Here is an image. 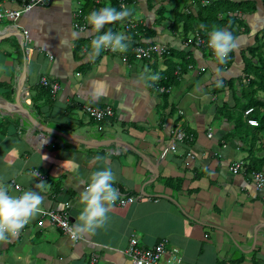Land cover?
I'll use <instances>...</instances> for the list:
<instances>
[{"label": "crops", "instance_id": "0c3cea01", "mask_svg": "<svg viewBox=\"0 0 264 264\" xmlns=\"http://www.w3.org/2000/svg\"><path fill=\"white\" fill-rule=\"evenodd\" d=\"M82 1L52 0L15 23H0V44L14 38L0 51V186L14 181L39 193L41 210L67 206L71 228L83 209L80 193L96 171L111 169L119 193L139 199L126 207L113 203L102 228L75 240L37 214L17 237L0 240V264H129L124 250L132 238L142 249L166 240L163 262L176 250L181 264H264V186L257 189L252 171L244 168L251 139H228L232 125L216 117L223 104L234 107L247 82V50L264 34L263 0H229L249 11L236 15L237 46L228 66L184 43L170 22L157 24L160 5L170 10L177 4L187 14L211 0H156L150 8L145 0L127 4L133 17L126 20L153 29L151 42L170 49L174 66H192L167 90L156 85L167 63L137 61L126 54L133 47L123 57L120 52L89 57L91 41L108 26L97 33L82 12L78 21L84 30H74ZM94 4L95 10L111 5ZM0 5L17 8L11 0ZM24 32L31 39L28 55L21 47ZM113 32L125 34L126 43L133 36L121 28ZM136 36L135 46L143 45ZM152 74L160 78L152 81ZM41 78L59 87L49 99L38 95ZM16 104L30 120L12 109ZM84 107H109L114 116L97 123ZM178 129L181 140L174 138ZM263 146L264 137L253 152L259 158ZM237 162L243 166L232 174L229 167ZM40 181L46 182L43 188Z\"/></svg>", "mask_w": 264, "mask_h": 264}, {"label": "trees", "instance_id": "16d2710c", "mask_svg": "<svg viewBox=\"0 0 264 264\" xmlns=\"http://www.w3.org/2000/svg\"><path fill=\"white\" fill-rule=\"evenodd\" d=\"M3 1L4 0H0V3H2ZM125 1L127 2V4H130L133 0ZM145 1H147V6L150 8L154 5V2L156 0ZM176 1L177 0H175V2ZM84 2L85 5L82 8V12L86 16L91 11L95 10L94 8H98V6L94 4V0H84ZM109 2L111 4L110 7H114L118 11L119 7L117 0H109ZM196 7L198 9L197 11L192 12L189 10L187 11V14H181L178 10L179 6L175 4L174 7L169 10L168 15H165L167 13L166 9L168 8L160 5L158 7L159 9L156 11V16L158 18L157 24L170 22V30L182 36L184 39V43H187L188 46H191L193 48L192 37L195 30L199 29L200 38L208 41V34L214 28H224L228 31L233 32V29L240 24V22L236 18L238 10L241 14L247 13L249 11V9H245V6H242V3L237 4L229 0H221L216 2H213L211 0L210 4H208L207 6L201 7L199 4H197ZM129 17L133 16L131 15ZM137 23H139V25H137V28L135 27L133 30H131V34L133 36L132 38L129 37V41L127 42L128 50H130L131 47L147 45L150 46V44H153L151 42L154 38L153 29L149 30L140 22ZM107 26L108 29L115 31L116 27L118 26V21L107 24ZM136 34H139L141 36L143 45L138 44L135 46L134 42L137 41ZM253 41L254 44L247 50V55L249 57H245L247 59L244 62L243 75L245 77L244 81L247 82L244 86H241L240 96H235L236 102L234 104V107L228 108L223 104L220 108H218L216 117L219 120L225 119L232 125L233 129L231 131V134L227 136L229 137L228 139H251V142L248 146V156L245 160L244 168L247 171L258 172L262 171L264 167V156L262 158H259L256 155L258 151H256L255 154L253 152L257 146V142H259V139L264 137V97L259 98V94L264 95V34L260 37L256 35ZM18 49L19 48L17 47V50ZM167 50L169 51V55L164 56L163 58L164 63H167V70L162 75V78L156 83V85L158 86H164V89L166 87V90L175 81V77L173 76V69L175 66L173 65L174 63L171 62L172 54L170 49L167 48ZM196 50L206 51L204 49ZM206 52L210 54L208 51ZM126 54H128V56H131L129 52H126ZM119 55L120 57L124 56V54L122 53ZM231 55L232 54L230 53L227 63L222 64L223 66L226 64L228 66L231 63ZM254 60L256 61V65L253 63ZM19 62H22V55H19ZM177 64L178 65L176 66H179L182 69V74L184 72L183 69H185V67L189 65L188 63L182 64L180 62H177ZM49 83H51V81ZM37 87L40 89L38 95H43L46 99H49V87H42L38 85ZM218 89H220V87L216 88L215 90L218 92ZM249 108L253 109V114L251 117L257 121V127L249 128L245 123L243 113ZM262 149L264 152V146Z\"/></svg>", "mask_w": 264, "mask_h": 264}, {"label": "clouds", "instance_id": "9594fccd", "mask_svg": "<svg viewBox=\"0 0 264 264\" xmlns=\"http://www.w3.org/2000/svg\"><path fill=\"white\" fill-rule=\"evenodd\" d=\"M132 15V11L123 7L117 11L114 7H104L91 11L87 17V23L100 33L106 24L115 21H122ZM208 46L212 49L216 61L219 64L227 63L230 53L236 49V38L231 31L214 28L208 34ZM127 36L123 33H114L111 29L101 33L91 41L90 58L100 55L102 49L110 48L112 52H126L128 44ZM157 81L160 77L152 74L149 77ZM222 86V82H217ZM34 176H39L36 171ZM114 174L111 169H104L94 172L90 177L83 192L80 193V201L83 209L74 221V227L70 230L72 239H78L81 235L94 234L102 228L107 221L109 207L120 198V193L113 186ZM44 181L39 182L43 188ZM42 196L33 191H26L20 196L9 195L5 186H0V240H8L9 237H16L20 231L30 222L31 219L41 212Z\"/></svg>", "mask_w": 264, "mask_h": 264}, {"label": "built area", "instance_id": "2783aa9c", "mask_svg": "<svg viewBox=\"0 0 264 264\" xmlns=\"http://www.w3.org/2000/svg\"><path fill=\"white\" fill-rule=\"evenodd\" d=\"M11 1L14 3H17V8L9 9V8H6L0 5V23L4 21L15 23L20 19V17L23 14L29 12L33 8L37 6L45 7V6H48L52 2V0H19V1L11 0ZM123 2L124 0L119 1L121 8L122 6L124 7ZM74 17L77 19V21L74 22L73 27L79 31L84 30V25H81L80 23H78V18L83 19V17H81V12L78 11ZM123 27L125 31H130V30H133L136 26L130 21L125 20ZM30 43H31V39L28 33L24 32L21 47L25 55H28L30 52L28 48ZM193 45L195 48H205L209 50L211 53H213L212 49L208 46V41L200 38L197 34H196V38L194 40ZM105 50L111 51L110 48H105ZM132 53H133L134 58L138 61H152L154 58L161 61L163 60L164 55L168 53V50L166 47L160 46V45H152L148 47L137 46L132 49ZM49 59L51 60V57H49ZM187 69H192V66L188 65ZM179 72H180V68L178 67L175 71V74H179ZM39 86L49 87L50 93L52 95L56 94L59 89L57 84L49 83L45 78L40 79ZM83 110L88 117H90L96 122H101L107 118L112 117L113 115L109 107H103V108L84 107ZM252 112H253L252 109H248L245 111L244 116L246 118V123L248 126L256 127L258 123L255 119L251 117ZM208 136L210 137L211 135L209 134ZM182 137H183L182 132L179 129L176 130L174 134V138L176 140H181ZM242 166H243L242 162L233 163L229 167V171L232 174H237L242 168ZM252 179L257 189L262 188L264 186V171L253 172ZM7 189H8L9 195H10V192H14L15 196H20L24 192H26L23 190L21 186H19L14 181H11L8 184ZM136 200L137 199L134 197H124L120 194V198L117 199L114 202V204L119 207H126L130 204L135 203ZM68 210L69 208L66 206L64 208L61 207L59 210H47V211L42 210L38 214L42 219L47 220L50 225L54 226L55 228H58L68 238H70L71 240H74L70 236V230L72 228L69 223ZM27 227H28V224L20 231V233ZM164 244L165 242L163 241L159 243L153 249L140 250L137 248V241L134 239H131L129 242L128 248L125 250V255L130 260V264H162L160 263V260L164 253V246H165ZM180 263H181V258L177 257L174 262H166L163 264H180Z\"/></svg>", "mask_w": 264, "mask_h": 264}, {"label": "bare ground", "instance_id": "6f19581e", "mask_svg": "<svg viewBox=\"0 0 264 264\" xmlns=\"http://www.w3.org/2000/svg\"><path fill=\"white\" fill-rule=\"evenodd\" d=\"M119 1L120 0H117V3H118V7H119V9H118V11H120L121 10V7H120V3H119ZM10 2V1H9ZM124 7H127V2L124 0ZM16 4V7H17V3H15ZM263 4H264V0H263ZM16 9V8H15ZM78 11H80L81 12V17H82V11L81 10H77L76 11V13L75 14H77V12ZM75 14L73 15V17L75 16ZM24 15V14H23ZM74 19L77 21V19L74 17ZM79 19H81V18H78V20ZM126 20V18L124 19V20H122V21H118V26L116 27V29L118 28V29H122V31L124 32V33H126V34H131V30L130 31H125L124 30V27H123V24H124V21ZM75 22V21H74ZM78 23H80L81 24V21H78ZM74 24V23H73ZM82 25V24H81ZM72 27H73V25H72ZM73 29L74 30H76L74 27H73ZM76 31H79V30H76ZM83 31V30H82ZM79 32H81V31H79ZM196 34L200 37V33H199V29L198 30H195L194 32H193V37H192V39H193V44H194V40H195V38H196ZM152 45H154V44H152ZM151 44H150V46H152ZM149 45H147V46H142V47H148ZM193 46V48L194 49H204V50H206V51H208L211 55H213L214 56V53H211L209 50H207V49H205V48H195L194 47V45H192ZM137 47V46H136ZM133 48H135V47H133ZM132 48V49H133ZM102 52L103 53H111V51H106L105 50V48L104 49H102ZM169 55V51H168V53L167 54H165L164 56H168ZM131 56L134 58V56H133V53H132V50H131ZM135 59V58H134ZM136 60V59H135ZM138 61V60H137ZM190 65V64H189ZM188 66V65H187ZM191 66V65H190ZM179 66H175L174 67V69H173V76L175 77V79H177V78H179V77H181L182 76V69L180 68V72H179V74H175V71H176V69L178 68ZM186 69H187V67H186ZM191 69H187V71H190ZM158 91L160 92V93H167L168 91H164L163 90V88H158ZM111 109V108H110ZM249 109H251V108H249ZM248 110V109H247ZM253 110V109H252ZM111 111H112V109H111ZM246 111V110H245ZM245 111H244V113H245ZM244 113H243V117H244V120H245V123H246V118H245V116H244ZM112 117L114 116V113H113V111H112ZM252 114H253V112H252ZM252 114H251V116H252ZM112 117H110V118H107V119H105V120H109V119H111ZM89 119H91L90 117H89ZM91 120H93V119H91ZM105 120H103V121H105ZM94 121V120H93ZM103 121H101V122H103ZM96 122V121H95ZM97 123H100V122H97ZM246 125H247V123H246ZM248 126V125H247ZM250 127V126H249ZM257 127V126H256ZM211 135V134H210ZM209 137V136H208ZM211 137V136H210ZM209 137V138H210ZM262 171H264V170H262ZM258 172H261V171H258ZM252 173L253 172H251V176H252ZM256 186V185H255ZM27 191H29V190H27ZM137 200L139 199V198H136ZM137 200H136V202H137ZM135 202V203H136ZM131 205V204H130ZM69 217V216H68ZM17 237V236H16ZM132 239H134V238H132ZM134 240H136V239H134ZM165 242V246H164V253H163V255H162V257H161V260H160V263H166V262H174L175 260H176V258L178 257V254H177V251L176 250H171V253L169 254V255H172V260H170V261H162V258H163V256L165 255V247H166V240H161V242ZM161 242H159V243H161ZM159 243H157L153 248H155ZM129 245V244H128ZM127 248H128V246H127ZM126 248V249H127ZM137 248L138 249H140V250H149V249H142V248H140V247H138V243H137ZM153 248H150V249H153ZM125 249V250H126ZM125 250H124V254H125ZM126 256V255H125ZM127 257V256H126ZM128 258V257H127ZM128 261H129V264H130V260L128 259ZM91 263H92V260H91ZM181 264V263H180Z\"/></svg>", "mask_w": 264, "mask_h": 264}, {"label": "rangeland", "instance_id": "374dc122", "mask_svg": "<svg viewBox=\"0 0 264 264\" xmlns=\"http://www.w3.org/2000/svg\"><path fill=\"white\" fill-rule=\"evenodd\" d=\"M182 1V0H180ZM80 2V1H79ZM82 4L84 5L85 2L82 1ZM76 7V6H75ZM167 10V13L165 15H168V12H169V9H166ZM238 28V27H236ZM14 41V38L11 37L10 41L6 40V41H3L1 44H0V51L3 50V49H8L10 47V43ZM112 52V51H111ZM113 53V52H112ZM214 57V56H213ZM215 58V57H214ZM30 70L32 71V66L30 65ZM163 94V93H162ZM1 115V114H0ZM2 118V116H0ZM167 256L166 254L163 256V258ZM166 260H172V258L170 257L169 255V258H167Z\"/></svg>", "mask_w": 264, "mask_h": 264}, {"label": "water", "instance_id": "95a60500", "mask_svg": "<svg viewBox=\"0 0 264 264\" xmlns=\"http://www.w3.org/2000/svg\"><path fill=\"white\" fill-rule=\"evenodd\" d=\"M13 108L12 109H18L20 112H25L24 114L27 116L26 118L28 119L29 118V114H26V113H28L26 110H24L23 108H21L20 106H18L17 104L15 105V106H12ZM4 109H6L5 107H4ZM28 120H30V119H28Z\"/></svg>", "mask_w": 264, "mask_h": 264}]
</instances>
